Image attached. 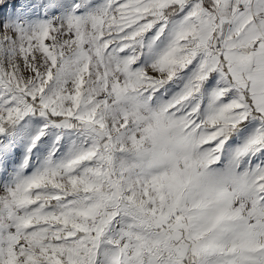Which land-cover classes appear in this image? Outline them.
Here are the masks:
<instances>
[{"label": "snow or ice", "instance_id": "snow-or-ice-1", "mask_svg": "<svg viewBox=\"0 0 264 264\" xmlns=\"http://www.w3.org/2000/svg\"><path fill=\"white\" fill-rule=\"evenodd\" d=\"M0 264H264V0H0Z\"/></svg>", "mask_w": 264, "mask_h": 264}]
</instances>
